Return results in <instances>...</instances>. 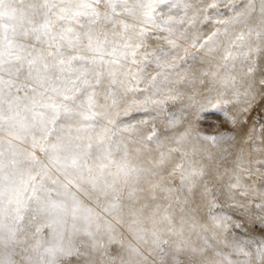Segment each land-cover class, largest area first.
<instances>
[{"label":"snow or ice","instance_id":"6c2138e0","mask_svg":"<svg viewBox=\"0 0 264 264\" xmlns=\"http://www.w3.org/2000/svg\"><path fill=\"white\" fill-rule=\"evenodd\" d=\"M0 264H264V0H0Z\"/></svg>","mask_w":264,"mask_h":264},{"label":"bare ground","instance_id":"6f19581e","mask_svg":"<svg viewBox=\"0 0 264 264\" xmlns=\"http://www.w3.org/2000/svg\"><path fill=\"white\" fill-rule=\"evenodd\" d=\"M210 118V119H209ZM207 123H215V119H211V117H208L206 120ZM225 130L228 131L230 133L231 131V126L229 125H225Z\"/></svg>","mask_w":264,"mask_h":264},{"label":"rangeland","instance_id":"374dc122","mask_svg":"<svg viewBox=\"0 0 264 264\" xmlns=\"http://www.w3.org/2000/svg\"><path fill=\"white\" fill-rule=\"evenodd\" d=\"M209 117H211V119H214V117H212V116H209ZM210 119V118H209Z\"/></svg>","mask_w":264,"mask_h":264}]
</instances>
